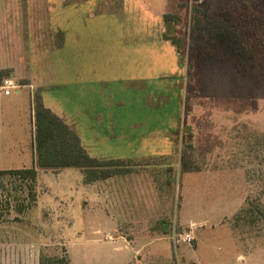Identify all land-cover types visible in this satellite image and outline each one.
Wrapping results in <instances>:
<instances>
[{
	"label": "rangeland",
	"instance_id": "1",
	"mask_svg": "<svg viewBox=\"0 0 264 264\" xmlns=\"http://www.w3.org/2000/svg\"><path fill=\"white\" fill-rule=\"evenodd\" d=\"M98 1L0 0V83L39 84L89 155L131 159L97 186L38 167L22 211L26 184L1 176L0 264H264V0H182L176 23L162 18L174 0ZM243 1L257 17L235 15ZM13 105L22 122L0 139V169L30 150L29 101Z\"/></svg>",
	"mask_w": 264,
	"mask_h": 264
},
{
	"label": "trees",
	"instance_id": "2",
	"mask_svg": "<svg viewBox=\"0 0 264 264\" xmlns=\"http://www.w3.org/2000/svg\"><path fill=\"white\" fill-rule=\"evenodd\" d=\"M179 3L180 5H183L182 0H180ZM104 9L105 11L116 12L115 9L111 10L108 7ZM200 12V7L193 6L191 13L193 27L198 26L200 23L202 18ZM235 15L242 18L243 21H247V19H250L251 17H257L258 11H256L249 2L243 1L236 3ZM163 18L165 21L176 23L179 19V15L165 13ZM241 31L243 38L245 37L249 39L253 45L258 44L259 40L256 37L254 30L247 29L245 25H243ZM179 39L181 41H179ZM171 41L181 56L182 38H174L172 36ZM259 55L261 56V54ZM3 72L4 71L0 70V76ZM34 123L36 165L22 168L0 169V177L3 175H9L12 179L26 184L27 196H29L28 202L20 204L18 207L19 211H22L25 207H30L36 202L37 196L35 184L38 167L53 170L65 167L79 168L83 173L84 183H91L99 179H105L128 170L131 159L113 157L102 158L89 155L81 144L75 131L60 116L43 104L41 96L37 92L34 97ZM189 130L190 128L186 127V135L188 138L191 137V132ZM166 228L167 224L162 221V223L149 228L147 233L164 234L166 233ZM54 261H61L63 264H69L68 256L65 258L53 256L45 259L40 255L39 258V264H49V262L54 264Z\"/></svg>",
	"mask_w": 264,
	"mask_h": 264
},
{
	"label": "crops",
	"instance_id": "3",
	"mask_svg": "<svg viewBox=\"0 0 264 264\" xmlns=\"http://www.w3.org/2000/svg\"><path fill=\"white\" fill-rule=\"evenodd\" d=\"M79 2H82L84 0H77ZM176 5L178 6L177 8V12H165V13H173V14H178L180 17L182 15V5H180L179 1L180 0H174ZM98 0H97V4H98ZM162 14V18L163 15ZM175 46V45H174ZM176 48V47H175ZM177 51V50H176ZM28 82H24L22 84V86L16 90H13L10 94H5L3 92V90L0 88V101L3 102L5 101L6 105H2L0 107V126H1V131H0V139L4 138L7 135H17L18 132V127L21 125L20 122L21 121V114L19 112L18 108H14L13 102H15V98H21L24 97L27 98V100L29 101L30 104V110H31V124H32V132H31V139H30V150L27 154L28 158L25 157V153H23L24 149L19 145V149L18 151L15 153L14 158H16V156L18 157L19 161H20V165L17 166H13L15 168H22V167H27L25 162H27L30 166H35L36 165V151H35V141H34V128H35V123H34V112L32 109V104L34 105V97H35V93L34 92V88L36 86H39V84L37 85V83L34 84L31 82H29V80H26ZM18 92V93H16ZM18 94V95H17ZM16 96V97H15ZM43 99V103H44V98ZM47 106V105H46ZM49 107L52 111L56 112L57 114L61 115L60 112H58L57 110H54L53 108ZM64 118L65 121L68 122V118L64 115L62 116ZM71 123V122H70ZM17 128V129H14ZM3 140H0V161L5 160L8 158V156L10 158H12V156L7 155L10 149L9 144L7 143L5 146H3V142H1ZM67 168V167H66ZM39 174V169H37V175ZM113 180V177H108L105 179H99L96 180L94 182L91 183H84L85 185H96L99 184H110V182ZM113 182V181H112ZM101 188V187H100ZM108 188H106L105 190H107ZM98 190V189H97ZM104 190V188H103ZM99 192V190H98ZM101 193V191H100ZM126 246V245H125Z\"/></svg>",
	"mask_w": 264,
	"mask_h": 264
},
{
	"label": "built area",
	"instance_id": "4",
	"mask_svg": "<svg viewBox=\"0 0 264 264\" xmlns=\"http://www.w3.org/2000/svg\"><path fill=\"white\" fill-rule=\"evenodd\" d=\"M19 87L20 84L10 76L4 77L0 83V88L5 94H10L13 90L18 89Z\"/></svg>",
	"mask_w": 264,
	"mask_h": 264
}]
</instances>
